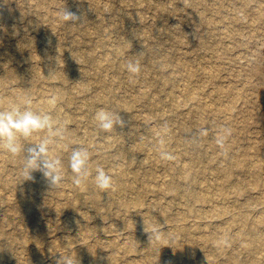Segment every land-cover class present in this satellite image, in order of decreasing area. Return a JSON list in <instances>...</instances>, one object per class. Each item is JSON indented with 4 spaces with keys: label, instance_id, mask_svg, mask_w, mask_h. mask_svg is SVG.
<instances>
[{
    "label": "rangeland",
    "instance_id": "obj_1",
    "mask_svg": "<svg viewBox=\"0 0 264 264\" xmlns=\"http://www.w3.org/2000/svg\"><path fill=\"white\" fill-rule=\"evenodd\" d=\"M241 1L11 0V7L22 11V17L10 22L16 27L15 31H0V65L5 63L8 69L11 68L12 72L16 73V81L13 80L6 87L0 86V98L18 91L31 103L38 101L40 97L54 103L52 106L38 110L21 106L18 101L13 100L14 106L1 109L3 111L0 110V114L19 109L21 113L31 112L40 119L46 118L52 127L34 126L31 135L25 137L18 133L17 139L21 146L27 145L28 141L30 146L47 142L48 158L59 159L63 164H61L62 179L56 184H51L49 179L40 180L41 171H32L30 176L35 181V189H26L23 196L17 197L16 190L6 184L11 183V180H0V196L4 197L0 201V227L6 231L3 235L9 236L8 232L11 231L10 225H6L5 228L1 226L2 217L9 205L6 201L10 200L11 204L15 201L20 217L17 218L13 213L14 215H11L14 217L11 219L20 221L26 229V232L18 234L17 238L26 240L25 246L29 248L34 246L33 240L39 237L35 249L37 251L35 264H55L58 259L61 264H105L102 258L114 251H116L114 264H129L137 260H141L143 264H158L152 260V257H142L147 249L144 247V242L146 239L154 238L158 241L155 254L158 249L161 256L176 254L180 263L184 261V254L179 253L178 248L174 247L184 242L189 246L196 245V252L192 257L194 264H199V256L208 257L207 253H209V242L201 244L199 236L205 234L209 228L199 225L200 228H193L186 235L170 240L173 237L171 230L173 226L175 227L173 217L185 208L186 212L182 214L188 215L186 218L188 226L199 221L206 222V218L195 219L192 215L193 209L196 213L198 210L207 209L214 212L222 207H233L235 203L247 199L252 202L261 191L263 193L264 156L262 158L258 154L252 155L254 150L249 144L254 140L261 142L264 126L262 121H259L258 114H254L253 118L248 115L252 106L264 109V13L262 17L255 19V7L259 2L264 5V0H245L249 1L245 5ZM64 8L72 12L76 9H86L87 18L77 23L64 21L61 18ZM198 14L203 18L195 20L194 17ZM28 22H33L34 27H28ZM80 30L94 32L81 35ZM23 34L28 39L32 37L34 42L15 49L19 36ZM125 39L130 42L128 46L124 45ZM103 40L104 43L101 42ZM98 44L102 45L98 47ZM141 45L147 50L143 53L146 59L151 56L159 58L170 55L175 60L174 63L183 60L191 66L193 75L189 81L188 92L196 95L199 99L198 105H192V101H187L185 94L181 92L184 82L178 77H187L181 68L173 71L168 69L160 74L157 67L149 65L147 67L151 68L150 73L144 78L141 75L142 72L147 71L144 69L148 61L141 60L139 65L142 72L133 74L128 70L125 64L129 50ZM91 46H93L92 53L95 50L93 61L89 63L78 59L68 61L69 54H77ZM109 47L121 48L123 51L109 54ZM215 53L219 55L218 58L215 57ZM107 54L111 57L109 61L104 58ZM174 63L168 64L167 68ZM45 67L51 69L53 76L62 74L68 79L63 83L57 78L50 80L42 78L41 72ZM211 68L217 69L219 73L217 78H210L209 82L205 70ZM8 69H3L1 66L0 79L6 77L4 71ZM82 71L88 72L84 82L90 83L89 88L84 92L71 91L75 84L74 80L78 79ZM94 72L104 77L98 84L92 81L93 79L86 80ZM96 77L95 81L98 80ZM161 83L169 86L170 91H154ZM55 85L64 93V99L51 98L48 90ZM228 85H233L234 89L243 96L236 100L231 111V120L240 124L245 119L247 128L242 130L236 127L230 131L231 136H227L224 145L235 146L234 158H243L248 152L247 156H250V160L260 159L262 169L258 174L259 177L249 178L250 166L244 164L245 168L233 172L234 181L231 184L216 187L215 182L222 181L224 177L216 170L208 172L207 156L210 155L211 165L220 164L224 167L226 161L221 152L224 145L221 147L216 143L209 146L206 141L207 138L220 133V123H229L224 119L228 112H224V115L220 114V118H214L211 111H200L196 107L207 104L223 105L228 102L225 95L214 91L216 86ZM145 90L154 92L147 96L134 97L135 93H143ZM212 92L215 93V98H212L210 94ZM96 93L106 96L110 100L109 103L99 101L89 106L81 105V102L88 101ZM180 100H183V105ZM112 103L126 104L129 107L124 111L113 110ZM176 103L179 105L176 106ZM100 111L117 113L126 122L125 126L104 131L100 129L98 123H90L89 120H95ZM202 120L204 122H201ZM144 125L158 131L156 136H159V132L164 134L163 147L158 144V147H154L143 134H135L133 127L141 128ZM191 130L195 132L193 135ZM136 132L140 133V129ZM144 132L149 134L147 130ZM65 133L71 141L63 138ZM191 137L200 139L196 149L189 143ZM2 140L3 137H0L2 175L20 177L16 180V184L24 187L27 178L19 175L24 167L5 160L7 155L16 157V154L7 148L4 149ZM80 150L87 151L89 155L88 175L82 180L93 183L92 186L100 194L99 198L110 195L111 198L109 197L110 199L105 203L92 205L94 203H91L88 197L87 188H78L75 185L77 176L71 167L72 155L73 152ZM186 151L198 155L194 166L195 172L192 175L193 180L190 182H185L181 175L173 170L176 166L180 168L182 162H187L189 153ZM52 152L55 153L54 156L49 155ZM126 152L128 154L124 156L123 153ZM147 155L150 157L144 158ZM98 168L109 175L114 170L121 169V179L115 181L112 178V187L101 190L95 182ZM163 179L169 180V184L164 186L165 192L156 194L150 190L141 191L145 181L148 184L152 182L157 184ZM204 184H210V191L205 190ZM178 188L186 191L176 193ZM237 192L239 194H236ZM71 195L74 196L73 208L69 205ZM207 197H210V203ZM135 198L155 207L156 214L162 216L151 217L157 220L156 222L163 223L149 227L136 235V239L131 242L127 220L135 219L143 210L123 212L120 208L123 204L119 201L133 202ZM185 201L187 205L184 206ZM54 207H61L58 210L60 212L54 214ZM160 209L167 211L164 214L159 211ZM259 209L261 208L246 211L250 221L256 217L264 220V209ZM70 216L74 223L68 221ZM216 218L211 220L210 230L215 225H225L230 219L228 214L221 215V213ZM97 226V231H91ZM235 226L237 225L234 224L232 230L236 228ZM247 227L254 228L258 233H264V222L261 225L249 223ZM111 228H116L112 234L109 232ZM230 235L229 230V238ZM59 237L71 240L70 249L64 252L54 250L52 247L46 251L49 249L46 246ZM109 239L116 240L122 247L110 248L106 245ZM89 246L90 248L87 249ZM241 249V245L237 242L232 241L229 245L226 243L224 254H214V259L209 264H223L225 259L230 260L229 264H246L244 262L251 260L253 253ZM91 251L100 257V260H91L89 255ZM228 251L233 253L230 255ZM10 254L12 258L9 261L12 264L13 258L22 259L27 254V249L22 250L19 244H12ZM254 255L262 256L263 253ZM74 256H78L79 259ZM263 263L264 259L259 262V264ZM201 264L206 262L201 261Z\"/></svg>",
    "mask_w": 264,
    "mask_h": 264
},
{
    "label": "bare ground",
    "instance_id": "obj_2",
    "mask_svg": "<svg viewBox=\"0 0 264 264\" xmlns=\"http://www.w3.org/2000/svg\"><path fill=\"white\" fill-rule=\"evenodd\" d=\"M242 3H248L249 1H245L242 0ZM28 3V2H27ZM24 5V4H23ZM11 4V0H0V31L1 32H13L15 31L16 27L12 26V23L15 18H20L22 17V11H18L16 9H13ZM22 6V5H21ZM86 8V7H84ZM255 19H259L260 17H262V14L264 13V5L260 4V2L257 4V6L255 7ZM73 12H76L81 19L83 20L84 18H87L85 15H87V10L86 9H76ZM203 18L201 14H198L194 17L195 20H199ZM206 21V20H204ZM10 23V24H9ZM210 24V22L208 23ZM28 27H34V23L33 22H28L27 24ZM19 30V27L17 28V31ZM81 35H88L91 34V32L93 33L94 31L91 32H87V31H82L80 30ZM19 40L17 42V45L15 46L16 48H20L23 45H31V43L34 42L33 38L30 37L29 39L26 38V36L20 35L19 36ZM84 37V36H83ZM77 41V40H74ZM105 40L101 41L102 43H104ZM130 44L128 39H125L124 41V45L128 46ZM97 45V44H96ZM99 45V44H98ZM102 45V44H101ZM101 45H99L98 47H100ZM94 46V45H93ZM87 47L86 50L84 51H80L77 54H69L68 55V61L71 60H81L84 61L86 63H89L90 61H93L94 58V52L92 53V47ZM97 47V48H98ZM73 49H77V48H73ZM135 50V51H134ZM72 51V49H71ZM123 50L121 48H115V47H109L108 53H120ZM131 51H133L131 53ZM147 50L145 49V47H143V45L139 46V47H133L132 49L129 50L128 55L126 56V64L125 66H128L129 63H133L135 64L136 62H140L141 60H146L148 61V63L146 64V68L144 70L147 69V71L142 72L140 70V72L143 73V75H141V77L145 78V75H148L150 73V69L147 66H152V67H157L156 69L158 70V72L161 74L162 72L171 69L172 71L174 69H180L183 70L185 72V76L187 77H178V79L182 80L184 82V86L182 87L181 92H183L187 98V101H192V105H198L199 99H197L196 95H193L192 93L188 92L190 90V85H189V81L193 75V69L191 68L190 65H188L187 63H185L183 60L182 61H176L174 63V59H172V56L170 55H166L165 57H155V56H151V57H147V59L143 56V53L146 52ZM107 54L104 58L106 60H110L111 57L110 55ZM44 55V54H43ZM42 55V57H43ZM8 56V54H7ZM215 57L218 58L219 55L215 53ZM53 61V60H52ZM114 61V60H113ZM56 62V61H53ZM174 63L173 65H171L170 67L167 68V65L170 63ZM123 65V63L121 64ZM3 67V69H8V67L6 66L5 63H2L0 65ZM44 67V66H43ZM122 67V66H119ZM153 73H156L155 71H153ZM205 75L208 76V80L210 82V78H217L216 76L218 75L219 71L217 69H208L205 70ZM4 75L6 77H4V79H0L1 85L0 86H8L9 83H12L13 80H15V75L16 73L12 72V69H8L6 71H4ZM88 75L87 71H82L80 72L78 79L74 80L75 84L74 87L71 91L74 92H84L89 88L90 83L89 82H84V77ZM98 75V76H97ZM97 76V77H96ZM41 77L42 78H46V79H51V78H57L60 81H62L63 83L68 79L66 77H64L62 74L60 76H53L52 75V71L49 67H45L43 68V71L41 72ZM97 78L98 80L95 81L94 78ZM87 79H93L92 81H94L96 84L100 83L104 77L98 72H94L92 76H89L86 78ZM25 86V85H23ZM220 86H216L214 88V91H216V93L220 94V95H225L226 98L228 99V102L224 103L223 105L217 104L215 106L213 105H202V106H197L196 109L200 110V111H211L214 118H220V114L224 115V112H228V114L224 117V119L226 120V122H229L228 124H222L220 123V133L216 134L213 137H209L207 138V144L210 145H214L217 143V138L220 137L221 135L225 134V129L232 131L233 129H235L236 127H239L240 129H246L247 128V120L243 119L241 121L240 124H236L234 122H232L231 118H232V110L234 108L235 102L237 99L242 98V93L239 91H236L234 89L233 85H228L226 87H220ZM164 90L165 92H169L170 91V87L166 86L165 83H161L158 88H156L154 91H161ZM51 93V98L54 100H59L60 98L64 99V93L61 91V89L59 87H57L56 85L51 87L48 90ZM70 91V92H71ZM154 91L151 90H145L143 93L138 92L134 94V97H140L141 96H147L148 94H153ZM72 93V92H71ZM189 95H188V94ZM212 98H215V93L212 92L210 93ZM69 95V94H68ZM67 95V96H68ZM246 96H248L247 94H245ZM25 95L21 92H15V93H11L8 95H5L3 98H0V110L1 109H6L8 107H13V100L18 101V103L21 106H27L33 109H38L40 110V108H44L47 106H52V104L54 103V101L51 100H46L45 98H41L34 102L31 103V101H27L25 98ZM66 97V96H65ZM249 97V96H248ZM86 98V97H85ZM103 102V103H109V99L106 96H101L100 94L96 93L94 95H92L90 97V99L88 101H84L81 102V105H90V104H96L95 102ZM181 101V105L184 104L183 100ZM174 103V101L172 102V104ZM180 103V102H179ZM179 103H176L175 105L178 106ZM129 106H127L126 104H121V103H112L111 104V108L113 110H121L124 111L125 109H127ZM246 108H248V106L246 105ZM250 112L249 115L251 118H253L254 114H258L259 117V121H262V124L264 126V109L260 108L259 106H252L251 108H249ZM260 110V111H259ZM3 111V110H1ZM260 115V116H259ZM136 117V116H135ZM230 117V119L228 118ZM257 117V118H258ZM96 118V117H95ZM222 120V119H220ZM51 121V120H50ZM90 123L93 124H97L98 121L97 119L89 120ZM140 122H141V118H140ZM201 122H204V120H202ZM221 122V121H220ZM210 124V122H209ZM117 127V126H116ZM62 129H64V127H61ZM140 129V133H137V129ZM210 128V127H209ZM45 130V128L43 129V131ZM133 130L135 132V134H143L144 137L146 139L149 140V142L151 144L154 145V147H158L159 144V140L162 138L163 140H165L164 134L162 132H159V136H156V133L158 131L148 127V125H144L141 128L138 127H133ZM144 130H147L149 132V134H147V132H144ZM193 133H195L193 130H191V135H193ZM233 135V134H232ZM18 136V133H17ZM231 136V135H228ZM64 139H66L67 141H71L68 134L65 133L63 136ZM200 139L196 138V137H191L189 143L191 146H193V148H197V143ZM259 142L258 140H254L252 141L249 146L254 150L252 155H259L260 157L263 158L264 156V136L262 138H260ZM4 146L3 148L6 149L5 144L6 141L3 138L2 140ZM30 141H28L27 145L22 146V148H26V147H31L29 144ZM17 143L19 145H21V143L18 141L17 139ZM158 144V145H157ZM140 147V145L138 146ZM222 154H224L225 156V161L226 164L225 166H221L220 164H210V155L207 156L208 162H209V173L210 170L211 171H217L222 177H224V179L220 182H215V186L218 187L219 185H221V187L224 184H231L234 180L232 179V174L234 171L237 170H242L243 168H245L244 164H248L250 166L249 169V175L248 177H253L254 179H256V177H259V173H261V169H262V163L260 162V159H256V160H250L249 157L247 156V153L245 154V157L243 156V158L237 159L234 158L235 154V146L232 145H224V147L222 148ZM219 152V154L221 153ZM186 153H189L186 151ZM128 154V152L123 153L124 156H126ZM50 156H54L55 153L52 152L51 154H49ZM239 155V154H238ZM251 155V156H252ZM25 156L26 153L25 151L21 150L19 153H16V157L12 156V155H7L5 160L6 161H11V162H15L20 164V167H24L23 168V172L19 173L20 176L27 178L26 176V160H25ZM221 157H223V155H220ZM150 156L147 155L144 158H149ZM198 158L197 153L195 152H191L189 153V156L187 158V162H182L180 164V168L176 166V168H174V172H177L181 175L182 179L185 182H190L193 180L192 175H194L193 173L195 172L194 166H195V162ZM153 160V158H151ZM144 162V161H143ZM62 164V163H61ZM68 164V162H67ZM63 165V164H62ZM66 166V165H65ZM211 166V167H210ZM214 166H219V168H212ZM64 167V166H63ZM211 168V169H210ZM2 170L3 167H1L0 165V180L2 181H10L7 182L6 184H9L12 186L13 190H16V195L17 197L19 196H23L26 193V189H32L34 190L35 188V181L33 180V178L31 177L30 179L27 178L26 182H25V186L24 187H20L19 185H17L16 180L20 179V177H16V178H12L9 177L10 174L7 175H2ZM34 172V170H32ZM32 171L30 172V174L32 173ZM67 173V172H66ZM41 177L39 178L40 180H46L48 178H46L43 175V172L41 171ZM68 174V173H67ZM121 174H122V170L121 169H116L113 171V173L110 174L111 178H114L115 181H117V179H121ZM245 179V178H244ZM71 180V178H70ZM70 180H68V182L70 183ZM87 181H83L81 179V182L79 184H77L75 182V185L79 188H87V193H88V197L91 201V203H94L92 205H97L98 203H105L107 202L111 196L110 195H106L104 196V198H99L100 194L98 193L97 190L94 189V186H92L93 183L88 182ZM239 181H237L238 183ZM263 182V186H264V181ZM117 183V182H116ZM210 183V182H207ZM165 184H169V180L167 179H163L161 182H157V184H153L149 183L147 181L144 182V185H142V192L143 191H152L156 194L158 193H163L165 192L164 190V186ZM236 184V183H235ZM234 184V185H235ZM205 185V186H204ZM204 188H206L205 190H209L210 191V184H204ZM208 188V189H207ZM264 189V187H263ZM182 190H185L183 188H178L176 189V193H182ZM186 191V190H185ZM194 193V192H193ZM236 194H239L238 192ZM139 193L136 194V196H138ZM222 195V194H219ZM70 196V195H69ZM110 197V198H109ZM2 198L0 196V201L2 200ZM210 197H207V200H209ZM74 200V196L71 195V197L69 198V205L70 207L73 208L74 203H72ZM206 200V201H207ZM8 202V206L6 208V211L4 213V216L2 217L1 220V226H3L5 228L6 225H10L11 226V231L8 232L10 235L9 236H5L3 235V232H6L4 229H2L0 227V264H10L9 259L12 258L11 254H10V246L12 244H19V247L22 250L27 249V254L25 256L22 257V259L13 258V262H11L12 264H35V262L37 261V256H36V243H38V239L39 237H36L33 242L35 243L34 246L27 248V246H25L26 244V240L23 239H18L17 235L21 234L23 232H26V229L21 225V222L15 219H11L12 216L11 214H15V216L17 218L20 217V211L18 209V206L16 204V202L14 201L13 204H11L12 202L10 200L6 201V203ZM119 203L123 204V207H120L122 209L123 212H128L129 213L132 210H138L140 212V210H143L141 213L138 214V216L133 219V220H127L126 225L128 226L127 228H129L128 232H129V238H131V242H133L136 239V235L141 234L142 232H144L145 230L149 229V227H152L153 225H156L158 223H163V222H156L157 220H153V217L151 216H162L159 214H156V211L154 210L155 207H153L152 205H150V203L144 204L143 201H140L139 199L135 198V200L133 202L128 201H122ZM210 203V200H209ZM187 205L186 201L184 202V206ZM134 209H132V208ZM61 207H54V214L59 213L60 211H58ZM254 208H261L259 210H263L264 209V191L262 193V191L260 192V195L258 197H256L252 202L247 200H244L240 203H235L233 205V207H222L220 209H217L213 212V210L210 211V209H207L206 211H200L198 210L197 213L195 211V209H193V216L195 219L198 218H206V222H202L199 221V223H191L189 224V226L186 223V218L188 217V215H184L182 213L186 212L185 208L182 209V211L178 214H176L173 217V221L175 224V227L173 226L171 232H172V239L170 240H174L176 239L178 236H184L186 235L188 232L191 231V229L193 228H198L199 225L205 227V228H209L208 231L202 235L199 236V241L201 242V244L204 243H208L209 242V253L208 257H203V255L199 256V260L201 264L202 262H206V264H209L213 259H214V254H224L223 253V249L226 247V243L227 245H229L232 241L237 242L239 245H241L242 249H244L247 252H252L253 253V257L251 260L247 261L245 259L244 263H248L250 262L251 264H259V262L264 259V233H258L256 232V230L254 228H248L247 224L251 223L252 225H261L264 220L262 221V219L260 217H256L254 219H252L250 221L248 214L246 213V211H251V209ZM71 210V208H69V211ZM62 211V210H61ZM67 211V210H66ZM161 213H166V209H160L159 210ZM68 212V211H67ZM221 213V215L223 214H228V217H230L229 221L227 223L222 224V225H215V227L211 228L210 230V224L212 223L211 220L217 219L216 217ZM13 214V215H14ZM163 214V215H164ZM71 216L68 218V221H70L71 223H74L72 220L70 219ZM70 219V220H69ZM76 220V219H75ZM236 224L237 226H235L236 228L234 230H232L233 225ZM190 227V228H189ZM200 228V227H199ZM97 231L98 230V226L91 229ZM116 230V228H111L109 229V232H114ZM231 231V235L230 238L228 237V231ZM225 234L227 235V237H225ZM37 235V234H36ZM42 235V234H41ZM157 238H154L152 240H148L146 239V241L144 242V247H146L147 249L144 251V253L142 254V257L144 256V258L146 257H152V260H155V263L158 264H188V262H191L189 264H194V257H192V255L194 254V252H196V245L195 246H189L186 244V242L181 243V245H179L178 247H174V248H178V252L181 254H184V261L183 262H179L177 259L176 254H165L164 256H161L159 249L157 250L156 254L154 253V250L157 249V245H158V241H156ZM158 240H161L158 238ZM229 241V242H228ZM71 240L67 239V238H56L55 241H51V244L47 245L46 247H48L49 249H47L46 251H49L52 247H54V250H61L66 252L68 249H70L69 245H70ZM123 243V242H122ZM194 244V243H193ZM106 245H108L110 248H114V247H122L120 246V244L114 240V239H109L106 243ZM132 245V244H131ZM130 245V246H131ZM90 248L87 247V249ZM241 249V250H242ZM116 252V251H114ZM109 253L107 254L104 258H102L103 262L105 264H114L115 263V253ZM218 252V253H217ZM228 253L231 255L233 253V251H228ZM256 253H263L262 256L259 255H254ZM249 254V253H247ZM35 255V256H34ZM90 259L93 261H98L100 260V257L96 256L92 251L90 252ZM234 255V254H233ZM76 258L79 259L78 256H74ZM208 258V259H207ZM163 259L165 260L163 262ZM198 260V261H199ZM244 261V260H243ZM185 262V263H184ZM223 264L225 263H230V260L225 259L224 262H222ZM55 264H61L60 259H58ZM129 264H143V262H141V260H137V261H132ZM233 264V263H232ZM264 264V263H263Z\"/></svg>",
    "mask_w": 264,
    "mask_h": 264
},
{
    "label": "clouds",
    "instance_id": "obj_3",
    "mask_svg": "<svg viewBox=\"0 0 264 264\" xmlns=\"http://www.w3.org/2000/svg\"><path fill=\"white\" fill-rule=\"evenodd\" d=\"M61 18L64 21L77 23L81 17L76 13L64 8ZM128 70L133 74L140 72L139 62L135 64L129 63ZM100 129L111 131L116 126L124 127L125 121L117 114L108 111H100L96 115ZM34 126L52 127L51 123L46 119H40L31 112L21 113L19 109L10 110L8 113L0 114V137L6 141L5 147L13 154L19 153L21 150L26 153V176L31 178L32 170H39L48 178L51 184H56L62 179V166L59 159H50L47 156V142L34 145L31 147L22 148L17 143V133L25 137L31 135ZM230 135V130L225 129V134L217 138V144L223 147L227 136ZM161 147L164 145V140H159ZM89 155L87 151L80 150L73 152L71 167L76 173V183L79 184L81 179L88 175L87 164ZM95 182L101 190H107L112 187V178L103 169L98 168L96 172ZM153 231H159L153 229Z\"/></svg>",
    "mask_w": 264,
    "mask_h": 264
}]
</instances>
